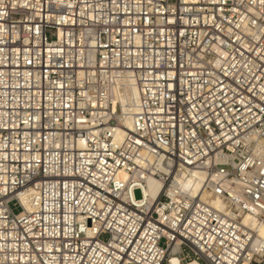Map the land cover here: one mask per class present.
<instances>
[{"label":"built area","instance_id":"built-area-1","mask_svg":"<svg viewBox=\"0 0 264 264\" xmlns=\"http://www.w3.org/2000/svg\"><path fill=\"white\" fill-rule=\"evenodd\" d=\"M247 215L264 224V0H0V264H264Z\"/></svg>","mask_w":264,"mask_h":264},{"label":"bare ground","instance_id":"bare-ground-1","mask_svg":"<svg viewBox=\"0 0 264 264\" xmlns=\"http://www.w3.org/2000/svg\"><path fill=\"white\" fill-rule=\"evenodd\" d=\"M113 90L115 93L114 108L115 110H118L119 108L122 112L119 115L121 127H119L117 130L118 135L121 136L127 129L132 128L133 114L136 113L139 105L138 88L135 84L134 79L130 76H126L117 80ZM194 178H197L195 188L198 189L200 187L201 180L204 178V173L202 171H194L191 175H186L183 187H189L190 183L195 180ZM159 186L160 183L157 180H148V190L150 195H155ZM211 204L214 207L221 206V202L218 198H213ZM244 223L248 226H255L258 232L256 240L257 245L259 243H264V224H259L258 222H256L255 218L252 215L245 216ZM170 260L173 264L180 263L179 257L174 255L170 257ZM186 264L202 263L194 260L188 261Z\"/></svg>","mask_w":264,"mask_h":264},{"label":"rangeland","instance_id":"rangeland-1","mask_svg":"<svg viewBox=\"0 0 264 264\" xmlns=\"http://www.w3.org/2000/svg\"><path fill=\"white\" fill-rule=\"evenodd\" d=\"M135 196L137 199L141 198L142 194H141V191L139 189L135 190Z\"/></svg>","mask_w":264,"mask_h":264}]
</instances>
